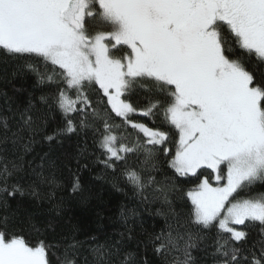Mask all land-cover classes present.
<instances>
[{
	"label": "snow or ice",
	"instance_id": "snow-or-ice-1",
	"mask_svg": "<svg viewBox=\"0 0 264 264\" xmlns=\"http://www.w3.org/2000/svg\"><path fill=\"white\" fill-rule=\"evenodd\" d=\"M0 53L54 86L40 99L55 105L63 122L44 140L91 128L100 162L113 170L123 164L135 190L147 185L128 158L141 151L143 164L162 154L176 177L194 183L181 196L190 202L187 219L174 213L175 227L150 239L165 264H196L192 249L213 232L204 249L211 248L213 264H264V192L252 188L264 181V0H0ZM136 87L148 94L143 107L128 98ZM134 113L162 123L148 127L130 119ZM112 114L143 140L127 142ZM45 123L32 114L31 101L13 116L0 115V143L11 140L22 153L0 154V192L39 198L40 186H59L55 173L45 172L46 163L55 168L47 153L37 168L28 162L27 188L18 175L17 161ZM72 175L76 193L81 185ZM157 191L167 201V189ZM27 223L35 238L0 216V264H51L44 230ZM257 223L260 239L250 244L247 229ZM96 251L104 264L107 250ZM130 261L127 254L120 264Z\"/></svg>",
	"mask_w": 264,
	"mask_h": 264
},
{
	"label": "trees",
	"instance_id": "trees-1",
	"mask_svg": "<svg viewBox=\"0 0 264 264\" xmlns=\"http://www.w3.org/2000/svg\"><path fill=\"white\" fill-rule=\"evenodd\" d=\"M22 63L0 53V115L13 116L27 108L31 101L32 114L46 117V123L43 133L35 135L31 151L24 154L23 161H17L23 165L18 175L25 176L22 183L27 188L32 179L25 175L31 171L28 162L31 161L32 168H37L42 163L40 157L47 153L48 161L54 162L55 168L49 169L46 163L45 172H54L59 186L54 189L40 186L39 198L28 191L14 196L0 192V216H9L17 228H23L30 238H35L36 234L30 230L29 220L44 230L42 238L52 246L49 252L51 264H65L66 260H71L73 264H100L96 250L101 246L107 250L104 264H120L127 254H132L135 264H165L163 258L153 252L150 239L162 231L166 232L169 224L175 227L174 213L187 219L190 202L186 197L182 200L181 196L194 187V183L176 177L162 154H154L147 164H143L144 154L141 151L128 158V164L141 173L147 185L142 191L135 190L123 176V164L113 170L100 162L103 157L96 148L91 128L66 134L58 142L44 140L43 134H51L62 124L63 115L55 105L50 109L40 99L41 96H50L54 86L38 83L36 74L23 68ZM147 95L143 89L136 87L128 98L137 107H143L147 103ZM105 106L106 98L101 109ZM112 115L115 123L122 125L115 131L126 136L127 142L136 141L138 135L143 140L142 133L123 125L120 118ZM129 118L148 127H157L162 123L159 116L150 118L134 113ZM18 122L17 114L11 121L13 131ZM28 138L26 133L25 142ZM0 149H6L0 154L9 159H16V154H22L13 147L11 140L0 143ZM153 163L156 164L155 170L151 167ZM72 174L78 176L81 185V190L76 193L71 191ZM149 175L155 178L156 183H148ZM172 185L176 186L175 189ZM158 188L167 189V201L164 194L157 191ZM252 188L254 193L264 192V181H256ZM52 191L55 194L49 199ZM247 230L250 244L260 239L258 223ZM211 235L200 242L198 248L192 249L196 264H213L211 248L208 252L204 251L206 245L213 243ZM117 250L119 255H109Z\"/></svg>",
	"mask_w": 264,
	"mask_h": 264
}]
</instances>
